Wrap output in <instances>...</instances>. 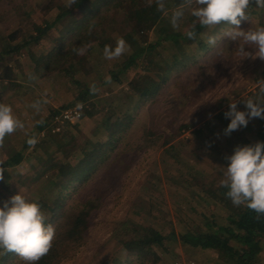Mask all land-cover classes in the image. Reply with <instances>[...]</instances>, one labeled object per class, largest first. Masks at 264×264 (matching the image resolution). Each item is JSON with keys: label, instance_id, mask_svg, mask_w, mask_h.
<instances>
[{"label": "rangeland", "instance_id": "1", "mask_svg": "<svg viewBox=\"0 0 264 264\" xmlns=\"http://www.w3.org/2000/svg\"><path fill=\"white\" fill-rule=\"evenodd\" d=\"M171 1L177 9L182 5V0ZM56 3L66 5V0H0V49L8 42L6 35L18 26L29 28L31 22H53L56 10L52 5ZM163 14L156 25L152 24L147 43L141 40L137 44L127 35L128 28L118 27L120 22L108 24L107 34L115 41L122 37L127 44L126 52L119 58L106 59L104 48L94 43L89 55L90 63L83 75L96 87L91 106L97 111L93 116L81 115L71 127L68 124L62 126V140L66 142L72 138L77 145H74L69 157L57 150V143L51 137L46 136L41 141L42 130L49 123L40 126L38 121L46 117L49 110H61L71 104L75 92L72 85L58 73L34 75L31 71L33 59L25 48L0 59V67L5 63L16 67L19 74L15 79L20 82V85L4 89V82L0 79V103L10 105L13 115L24 125L6 136L0 144V164L5 162L11 151L24 149L28 155L19 164L7 167L8 175L0 180V207L20 192L45 209L43 199L50 198L53 187L43 178L31 184L25 180L26 176H31L40 168V157L52 156L57 160L77 162L84 154L83 146L90 149L98 141L109 140L108 135L96 131L99 120L105 123V116L113 111L122 113L127 105L134 115L133 123L120 134L121 140L111 151L110 164L99 166L87 180L69 190L67 206L77 207L86 198L95 195L99 196V205L93 209L86 242L61 264H104L111 257L108 264H148L145 260H123V251L114 238L115 226L123 219L131 218L146 227L156 226L167 231L171 218L178 232L183 228L180 213H192L188 206L193 207L196 213L210 207L225 215L224 210L187 182L189 170L178 158L171 159L170 154L182 156L202 174L215 177L220 182L228 164L225 157L246 139H260L259 130L264 127V120L258 118L249 120L247 127H241L230 135H224L223 130L230 122L224 113L231 102L248 98L264 100V94L260 93V88L264 86V61L259 58L241 59L236 51L238 42L227 37L218 38L215 45L209 44V49L182 43L175 47L148 50L149 41H158L162 36L159 27L168 33L176 32L184 27L182 17L190 15L191 11L186 9L175 24L173 13L166 11ZM74 15H78L76 11ZM247 15L251 21H242V29L264 25V11L260 15ZM227 27L220 25L206 33L220 37ZM59 37L58 32L51 29L46 38L32 49L38 55L47 53L54 48ZM133 50L140 51V59L149 53L156 70L143 71L133 67L119 80L109 78L108 70L119 66L126 59L125 54ZM246 50L251 49L246 46ZM146 62L143 64L147 65ZM164 74L167 75L165 82L154 98H136L143 89L152 87L149 81H160ZM131 79L137 83L134 89L129 86ZM238 108L244 110L242 102L238 103ZM167 136H172L175 143L169 151L168 144L161 145ZM30 138H35L37 142L28 144ZM119 152L121 155H118ZM116 155L119 157L114 159ZM41 195H44L43 201ZM179 207H183L184 211H178ZM171 237L173 240L168 243L170 249L160 252V259L155 264H231L221 252L185 245L177 235ZM262 256L264 258V253ZM20 259L9 264H16Z\"/></svg>", "mask_w": 264, "mask_h": 264}, {"label": "trees", "instance_id": "2", "mask_svg": "<svg viewBox=\"0 0 264 264\" xmlns=\"http://www.w3.org/2000/svg\"><path fill=\"white\" fill-rule=\"evenodd\" d=\"M163 5L161 8L157 0H76V3L70 7L56 3L52 5L56 10L53 22L44 24L31 22L29 28L18 26L9 32L5 37L8 40L7 44L0 49V59L21 51V49H27L33 59L31 71L34 75L58 73L74 88L73 101L61 110L81 103V115L93 116L97 111L91 106V98L95 93L91 87L94 84L83 73L85 74L84 69L90 63L89 55L94 43L102 48H105L106 45L114 48L116 41L107 34L106 27L108 24L117 22L121 23L118 26L120 29L128 28V34H126L132 37L137 44L141 40L142 43H147L152 24L156 25V22L163 17V13L166 11L173 13L177 9L176 4L171 0H163ZM50 8L51 6L47 10ZM75 11L78 15H74ZM263 11L264 8L257 7L255 3H252L247 9V14L260 15ZM182 19L185 22L184 27H180L176 32L168 33L166 30H160L159 27L162 36L158 41H149L147 49L170 48L182 45V43L197 44L201 49H209L210 45L205 40L209 37V34L206 33L209 29L202 27L191 14L182 17ZM149 23L151 24L149 25ZM51 29H55L60 35L55 42L56 45L47 53L36 54L32 47L40 44ZM189 31L195 32L194 38L187 35ZM79 48H86L83 55H78L73 51V49ZM125 58L119 66L108 70L109 78L119 80L121 75L126 76L125 74L133 67H138L143 71L144 69L156 70L153 58L149 53L140 59V51L133 50L126 53ZM144 61H147V65L143 64ZM18 74V70L13 64L5 63L0 67V79L4 82L2 85L4 89L10 85H20V82L15 79ZM166 77L167 75L163 76L157 82L149 81L152 87L143 89L139 95H136V98L142 100L154 98L163 86ZM134 81V79L129 81L130 88L136 87L137 83ZM124 104L127 105V103ZM61 110L51 109L46 117L38 121L40 126H43L45 122L49 123L45 127V134H41V141L46 136L51 137L57 143V150L60 149L65 157H69L76 144L72 138L66 142L62 140L61 132H54L51 126L54 116ZM133 119L134 115L131 113L129 105L122 113L117 114L113 111L111 115L105 116L103 118L105 123L98 119L99 122L95 129L108 135V141H98L90 149L83 146V156L74 163L69 160H57L52 156L40 157V168L31 176L25 177L27 183L30 181L28 184L43 178L54 189L49 194V199H43L46 206L45 209L41 207V210L46 217L45 224H51L54 227L55 236L49 252L36 264H61L86 242L91 215L93 209L99 205V196L86 198L81 205L71 208L66 204L70 196L69 190L75 189L79 183L87 180L99 166L104 163L105 165L110 164L111 151L121 140L120 134L131 126ZM66 124L68 127L73 126L71 123ZM259 134L260 139L257 141L264 142V127L259 130ZM172 138V136L165 137L161 144L162 146L168 144V151L175 147ZM257 141L246 139L240 143V146L253 144ZM118 155H121V152ZM27 156L24 149L11 151L5 162L0 164L2 175L7 176V167L19 164ZM118 157L116 155L114 159ZM181 157L170 154L171 159L178 158L189 170L186 176L187 182L196 186L210 202L224 210L225 215L218 214L210 207L196 213L193 212V207L188 206L192 213L186 211L184 214L180 213L179 219L183 228L178 232L171 218V226L167 231L156 226L146 227L139 221L125 218L115 226L116 233L114 235L116 243L123 251V260L128 262L145 260L148 264H155L160 259V252L170 249L168 243L173 240L171 236L177 235L181 243L185 245L189 244L196 248L214 249L216 252H221L231 264H263L264 215L257 214L243 205L234 206L231 199L225 195L227 189L220 186L218 179L205 176ZM43 196L40 197L41 201H43ZM178 211H184L183 207H179ZM2 251L0 249V252ZM111 255L114 256V254ZM18 258L15 253L0 255V264H9ZM111 258L104 264H108ZM16 264H26V262L20 259Z\"/></svg>", "mask_w": 264, "mask_h": 264}, {"label": "clouds", "instance_id": "3", "mask_svg": "<svg viewBox=\"0 0 264 264\" xmlns=\"http://www.w3.org/2000/svg\"><path fill=\"white\" fill-rule=\"evenodd\" d=\"M76 0H66L70 7ZM163 8V0H157ZM255 3L257 7L264 8V0H182V5L173 12V24L179 20L186 9L196 18L202 27L214 29L219 25H227L220 37L209 36L207 43L215 45L217 39L227 37L238 42L237 54L241 59L264 61V25L250 27L247 30L240 27L242 21H249L247 15L249 6ZM251 21V20H250ZM187 35L194 38L195 32L189 31ZM247 48L251 50H246ZM127 50L126 41L122 37L116 38L115 47L106 45L104 57L115 59ZM78 55H83L86 48L73 49ZM96 91L95 85L91 87ZM264 94V86L260 88ZM243 103L244 110L238 108ZM225 118L229 119L224 135H230L241 127H247L249 120H264V100L252 98L231 102ZM24 127L23 123L13 115L10 105L0 103V144L4 138L18 129ZM35 138L28 143L34 145ZM225 159L228 164L224 167L220 186L227 189L225 195L231 199L234 206H246L257 214L264 215V142L257 141L243 146L237 145L231 155ZM0 172V179L3 178ZM46 217L41 206L34 200H28L20 192L12 195L0 207V255L15 253L26 264H36L45 256L55 236V229L51 224H45Z\"/></svg>", "mask_w": 264, "mask_h": 264}, {"label": "built area", "instance_id": "4", "mask_svg": "<svg viewBox=\"0 0 264 264\" xmlns=\"http://www.w3.org/2000/svg\"><path fill=\"white\" fill-rule=\"evenodd\" d=\"M81 107L82 105H77L74 107H68L66 109L61 110L57 115L53 118V124L51 126L53 127L52 130L54 132L61 131V128L66 123L74 124L77 122V120L81 116ZM45 128L42 130V133H45Z\"/></svg>", "mask_w": 264, "mask_h": 264}]
</instances>
